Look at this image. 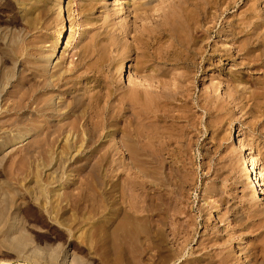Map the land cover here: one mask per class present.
I'll list each match as a JSON object with an SVG mask.
<instances>
[{"label": "bare ground", "instance_id": "1", "mask_svg": "<svg viewBox=\"0 0 264 264\" xmlns=\"http://www.w3.org/2000/svg\"><path fill=\"white\" fill-rule=\"evenodd\" d=\"M239 1L115 0L109 5V0H78L84 21L77 29L68 28L62 16L58 28L41 37L40 46L18 49L27 56L22 70L8 84L0 79V134L20 139L41 134V152L50 148L45 160L105 166L108 243L113 239L114 194L117 214L123 211L121 204L146 213L130 225L120 221L119 243L129 226H145L149 234L143 246L156 254L155 264H264V237L252 253L240 233L250 231L247 240L264 227V209L257 208L264 194V154L241 138L244 129L234 150L221 156L229 175L237 174L239 166L245 168L237 182L244 191L238 205L224 198L233 197L235 188L204 182L198 188L204 202L194 214L189 192L197 188L196 173L185 171L191 151L203 158L204 152L206 158L212 155L203 147L211 128L203 126L204 117L216 123L242 114L257 119L252 133L264 131V23L257 12L263 0H241L248 8L239 22L218 27L221 15ZM48 8L46 2L41 6V27ZM97 9L105 15L102 23L92 18ZM65 11L72 15L69 8ZM53 22L57 25L58 20ZM214 35L224 40L212 46ZM134 59L133 73L128 60ZM230 64L234 70L227 69ZM168 65L172 69H163ZM246 69L259 71V77H248ZM196 108L201 118L194 117ZM104 139L116 146H105ZM100 146L103 154L96 157ZM113 164L130 174L124 182L119 173L113 181ZM231 179L234 186L236 177ZM214 209L220 225L210 218ZM239 238L242 243H237ZM57 264L71 261L64 256Z\"/></svg>", "mask_w": 264, "mask_h": 264}, {"label": "rangeland", "instance_id": "2", "mask_svg": "<svg viewBox=\"0 0 264 264\" xmlns=\"http://www.w3.org/2000/svg\"><path fill=\"white\" fill-rule=\"evenodd\" d=\"M77 1L0 0V79H5L3 84H8L7 81L11 77H15L23 68L27 56L24 52L18 51L20 47L40 46L41 37H46L47 34L56 30L62 16L68 20V28L72 25L74 26L73 30L77 29L78 22L84 21L77 11ZM114 1L109 0L108 4L112 5ZM44 2L48 4L50 13L48 12L49 17L42 21L43 26L41 27V6ZM67 8L71 11L70 17L65 11ZM247 8L248 6H244V2L240 0L236 8L221 15L218 27L221 23H238ZM101 11V9L95 11L93 20H100L101 23L104 21L105 15ZM257 12L259 16L264 17V0L262 7H259ZM261 16L259 21L263 24L264 18ZM53 20H58L57 25ZM92 28V26L87 27L89 30ZM260 32H264V28ZM69 34L70 29L67 38ZM221 40L224 38H215L214 35L212 46L220 43ZM169 44L170 42L165 41V45ZM64 45L63 49H60L59 58H61ZM70 57L67 60V67L73 66V59ZM134 60H128L129 70L131 68L133 73L137 65L136 59ZM57 61L58 59L55 63ZM155 67L153 65L152 69ZM163 69H172V66L168 65ZM227 69L234 70L235 68L230 64ZM244 72L248 77H259V71L246 69ZM124 76L127 74H123V79ZM118 78L121 80L122 76ZM207 80V85H209V78ZM125 84H128L127 77L123 86ZM201 93L199 92L197 95ZM68 100L70 101V99ZM31 111L35 112L32 109ZM200 111L199 108L193 111L195 118H201ZM0 113L3 115L4 111ZM261 114L255 113L254 115L257 117ZM241 116L242 114L237 115L234 119L225 118L220 122H213L214 125L210 119L204 117L203 126L206 124L211 128L207 134H204L207 136L202 139H206L203 147L212 155L206 158V152H204L205 158H203V156H198L195 151H191L188 157L193 155L192 159L185 161V171L196 173L194 178L197 188L195 191L190 190L189 192L190 202L194 206V214L197 213V207L204 202L202 194L198 190L204 182L210 184L215 180L222 189L226 184L228 187L235 188V191L230 193L233 197L224 194L225 202L230 201V204L238 205L244 195L241 185L237 183L238 177L243 174L244 167L239 166L237 174L234 172L237 176L229 175V172L222 168L224 160L221 159L222 155L227 156L234 150L235 140L240 129H244L245 134L241 138L247 142L249 147L256 150L257 153L264 154V131L252 133V129L255 128L252 123L257 119H251L249 116L241 118ZM12 118L16 117L12 116ZM8 128L5 126L4 130L7 131ZM43 137L41 134L28 135L27 139L26 137L20 139L21 135L0 134V264H57L59 259L64 256L69 257L71 264H155L156 254L153 251H146L143 246L149 234V229L145 226L139 230L130 229L133 225L129 226L126 232H122L124 233L122 244L119 243L117 237L121 239V236H118L120 235V221L130 225L136 217H143L146 213H137L130 210L126 204L120 203L123 211L117 214L118 207L115 204L116 196L114 194L111 199V203H113L111 213L113 239L111 244L108 243L106 167L94 162L84 167L80 163L64 162L66 159L59 160L60 162L45 160L42 157L49 155L46 153L50 148L46 146L44 147L46 151L41 152ZM24 138L26 141L18 143ZM103 142L105 146L109 144L116 146L113 140L104 139ZM60 143L58 142L57 145L59 146ZM211 148L212 150H209ZM97 153L96 157L103 154L102 146L98 148ZM64 158L68 157L64 156ZM219 158L220 164L223 165L218 164ZM210 159L214 160L210 161ZM215 160H217L216 163ZM116 165L113 164V181L117 180L119 173L124 182L130 174L124 168H119ZM219 168L221 169L218 171ZM219 173L222 180H216ZM232 177H236L234 186L230 184L233 181ZM214 199L217 202V198ZM261 201H257L259 210L264 209V194L261 196ZM217 209L211 210L210 218L214 225H220L215 215ZM221 225L223 228L231 227L230 225ZM261 231H264V227L258 232ZM258 232L253 233L252 237L247 240L246 237L250 235V231L240 232L245 237L244 244L246 243L247 247H252V253H256L257 250L254 247H260L263 242L264 234L262 237L256 236ZM237 243H242L240 238ZM109 246L110 250H108ZM237 256L240 257V254L237 253Z\"/></svg>", "mask_w": 264, "mask_h": 264}]
</instances>
